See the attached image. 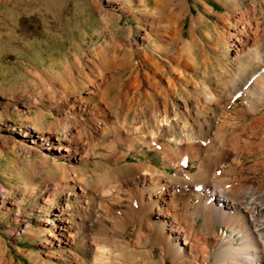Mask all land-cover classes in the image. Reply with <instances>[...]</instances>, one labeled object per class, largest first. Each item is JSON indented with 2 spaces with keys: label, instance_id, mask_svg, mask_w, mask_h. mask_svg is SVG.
<instances>
[{
  "label": "rangeland",
  "instance_id": "374dc122",
  "mask_svg": "<svg viewBox=\"0 0 264 264\" xmlns=\"http://www.w3.org/2000/svg\"><path fill=\"white\" fill-rule=\"evenodd\" d=\"M252 1L0 0V264H81L88 240L97 234L98 239L119 242L122 253L101 243L94 253L98 263L93 257L91 264H124L130 249H135L139 264L147 261L146 252L152 248L159 260L160 247L139 235L142 222L137 209L142 205L134 189L120 192V205L102 203L114 222L100 230L83 226L85 202L95 192L105 196L115 192L113 182L129 176L125 163L163 170L161 156L148 148L119 162L117 158L129 149L115 135L153 109L151 104L142 110L147 93L155 103L170 94L180 112L189 105L193 113L196 97L202 100L208 92L195 90L196 82H208L211 76L213 90L223 92L215 58L226 53L223 60L235 62L227 33L233 19ZM258 1L264 11V0ZM168 80L170 92L161 93L158 83L164 86ZM68 97L69 104L63 100ZM222 97L225 100L226 94ZM80 101L89 106L108 102L105 113L115 124L108 126L109 134L94 130L93 139L83 134V156L77 161L48 150L37 137L44 131L57 138L75 132L74 123L65 126L64 122ZM87 113L77 116L79 127H85L82 120L90 123ZM98 119L103 128L104 119ZM70 138L77 140L74 134ZM168 172L173 175L175 169ZM184 199L178 211L183 219L188 214V225L195 219L194 231L205 235L207 231L199 226L202 218L187 210ZM67 205L66 211L77 217V237L74 244L60 247L52 234L53 223L57 224L58 209ZM222 228L217 224L212 232L220 233ZM209 262L221 264L215 255ZM255 263L264 264V257ZM166 264H173L170 257Z\"/></svg>",
  "mask_w": 264,
  "mask_h": 264
},
{
  "label": "bare ground",
  "instance_id": "6f19581e",
  "mask_svg": "<svg viewBox=\"0 0 264 264\" xmlns=\"http://www.w3.org/2000/svg\"><path fill=\"white\" fill-rule=\"evenodd\" d=\"M262 4L263 2L253 0L250 6L244 7L236 19L232 20L234 26L227 33L226 42L228 48L234 51L235 62L226 63L223 60V56L228 57L226 53L215 58L219 70L221 69L219 78L224 82L221 84L223 92L217 94L213 90L211 76L206 78L208 82H196L195 90L206 89L208 92L202 100L200 96L196 97L193 113L189 105L185 106L183 113L180 112L170 94L155 103L151 94L146 92L147 95L141 103L142 110L147 111L151 104L153 109L149 113L144 112L143 120L136 116L130 125L121 127L117 134L115 132V136L125 142L129 149L128 153L117 158L119 162L125 163L130 156H135L133 153H141L148 148L161 156L163 170L143 163H125L123 166L130 170L129 176L113 182L117 184L115 192L109 193L114 186L111 185L106 189L109 190L106 196L95 192L87 198L89 200L93 197L95 201L85 202L83 210L86 212V218H83V226L100 230L99 228H105L108 222L113 223L114 220L108 219V212L102 209V203H105V207L115 202L120 205V192L134 189L138 193L135 194L137 203L142 205L137 209V215L142 222L139 235H142L141 239L152 241L160 247L159 260L155 259L152 248L146 252L147 261L144 264H166L168 257L172 259L173 264H211V255L220 257L221 264H256L259 258L264 257ZM232 64H236L234 70L229 67ZM145 78L148 82L152 81L147 72ZM158 86L161 93L170 92L172 82L168 80L167 85L158 83ZM224 93L225 100L222 99ZM174 95H178L177 91ZM63 100L70 103L69 97ZM104 103L89 106L80 101L72 106L64 122L65 126L74 123L75 132L64 133L62 138H57L44 131L37 140L46 143L48 150L56 151L61 156L81 160L83 134H86L88 139H93L94 130L107 133L108 126L115 124L109 120L110 115L105 113L110 107L109 103ZM84 112H88L90 123L81 119L80 123L85 127H79L76 119ZM153 116H159L160 119L156 120ZM99 117L104 119L103 128L98 121ZM72 134L76 136V141L70 138ZM114 141H111L113 145L116 142ZM251 160L253 163L245 167L244 164ZM168 169H175V173L170 175ZM184 198L187 210L190 209L196 218H202V224L199 226L202 227L201 230L207 231L205 235L194 231L197 226L195 219L194 224L188 225L185 219L188 214H185L183 219L184 214L178 211L177 206ZM68 208L69 205L58 209L57 224L53 223L52 234L60 247L74 244L77 237V226L74 223L77 217L66 211ZM217 224L223 227L220 233L212 232ZM97 237L93 236L88 240L84 248L86 258L81 259V264H91L93 257L94 261L97 259V254L94 253L101 243L108 244L115 253L121 252L119 242ZM100 249L104 251L102 247ZM130 251L132 254L123 259L124 264H139L135 249Z\"/></svg>",
  "mask_w": 264,
  "mask_h": 264
}]
</instances>
